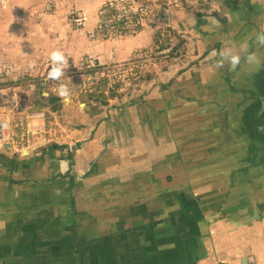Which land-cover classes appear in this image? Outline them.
I'll return each mask as SVG.
<instances>
[{
	"label": "crops",
	"instance_id": "crops-1",
	"mask_svg": "<svg viewBox=\"0 0 264 264\" xmlns=\"http://www.w3.org/2000/svg\"><path fill=\"white\" fill-rule=\"evenodd\" d=\"M26 1L32 5L22 11V22L33 21L20 27L24 34L19 38L12 35L10 23L9 61L24 62L31 54L32 61L41 63L49 57L51 52L40 48L46 39L40 34L62 10L84 17L85 28L79 34L84 36L86 53L100 56L109 65L129 62L133 52L153 44V37L145 32L148 20L140 34L124 42L90 38L86 31L97 25L104 0ZM158 1L153 0L156 16L163 8L170 11L169 18H164L166 28L188 37L200 53L213 50L214 45L202 49V42L172 28V21L184 12L204 10L170 0H164L161 7ZM209 5L206 14L198 16L221 27L220 43L228 39L230 45L228 37L232 36L236 46L264 32V0H212ZM58 29L49 28L55 44H61ZM75 31L68 32L70 43L78 36ZM68 60L70 63L71 56ZM3 76L6 74L0 75L4 78L0 80V264H241L248 258L264 264V184L198 186L200 175L192 180L197 185H186L180 178L183 174L174 176L163 163L166 157L158 150L166 146V131L153 132L154 126L163 125L152 121L147 111L142 118L147 135L141 138L136 137L141 120L134 117V108L108 114L102 106L84 104L82 108L83 104L72 100L57 109L61 124L54 114L47 121L40 102L30 106L27 95L22 100L23 94L18 99L19 90L11 89V94ZM26 76L44 78L39 69H31ZM165 80L164 73L160 81ZM102 120L106 122L88 144ZM49 125L54 134H48ZM78 143L83 150H78ZM144 147L155 148L148 152ZM90 168L94 176L86 178ZM213 179L204 178L216 181Z\"/></svg>",
	"mask_w": 264,
	"mask_h": 264
},
{
	"label": "flooded vegetation",
	"instance_id": "flooded-vegetation-1",
	"mask_svg": "<svg viewBox=\"0 0 264 264\" xmlns=\"http://www.w3.org/2000/svg\"><path fill=\"white\" fill-rule=\"evenodd\" d=\"M211 1L204 0L197 7L204 10L201 14H206ZM160 12L153 17V25L164 24V18L169 16L165 8ZM169 33L165 38L169 41V48L164 52H169L170 60L167 63L166 56V69L162 74H156L155 78L151 76L154 83L148 85L150 89L139 91L137 98L129 97L125 104L120 103L119 90L116 98L109 100L106 106L87 98L96 91L83 94L85 103L81 97L78 101L93 108L102 106L108 109V114L111 110L134 108V117L141 120L136 129L137 138L147 135L145 121H142L144 111H147L152 121L163 125L154 126L153 132L166 131L163 135L167 138L166 146L158 150L166 157L163 163L166 162L168 171L174 176L183 174L180 178L186 185L196 184L192 180L200 175L198 186L250 187L264 184V47L257 45L252 37L249 49L257 54L258 63L250 65L242 60L235 70L227 65L216 69L210 53L213 50L219 52L229 45L228 39L216 44L211 52L200 53L190 44L188 37ZM228 38L229 46H235L234 37ZM164 73L166 80L161 82ZM42 97L44 100V94ZM63 108L64 103L53 109ZM109 120L110 117L106 118V121ZM106 121L97 123L88 144ZM78 129L82 130V127ZM77 147L83 150L82 143H78ZM154 148L143 149L150 152ZM88 149L86 146L85 151L88 152ZM95 165L94 168H97L98 165ZM92 168L88 169L86 178L94 176ZM204 178L216 181H205Z\"/></svg>",
	"mask_w": 264,
	"mask_h": 264
},
{
	"label": "rangeland",
	"instance_id": "rangeland-1",
	"mask_svg": "<svg viewBox=\"0 0 264 264\" xmlns=\"http://www.w3.org/2000/svg\"><path fill=\"white\" fill-rule=\"evenodd\" d=\"M163 1L164 0H159L157 6L164 4L165 1ZM170 1H172L173 4L178 2L183 4L185 7L190 8H196L201 3H204L202 2L203 0ZM139 2L143 6V11H146V9L149 10L147 17L148 24L145 28L147 36L150 35V39H152V37L160 33L162 41H165V38H167L171 34L169 33L170 29L166 28L164 24L157 23L153 25L152 23L153 17L157 13V9L155 8L156 3L153 2V0H139ZM44 3L46 4L45 1ZM28 4L29 2H27L26 0H0V75L6 74V76L3 77H7L6 82L8 89H10L11 91V94H13V91L11 89L19 90L20 93L18 95V99L20 98V94H23L22 100L25 101V95H27L29 103H32L30 106H33L34 104L40 102L39 105L41 104L43 108H45L44 114H48V116L46 117L47 121H50L48 120L50 118L49 116L53 118L52 114L55 115L60 124L62 121L61 119H59L61 114L57 115L53 110L54 107L56 108L59 104L61 105L64 102V100L58 95L57 92L59 84L67 85L71 92V101L76 100V102L80 100V97L83 94L93 91H101L100 87L103 83H108L109 89H112V87H115V85H120L121 87L118 91L119 96L121 97L120 103L125 104V101H127L129 97L137 98L139 91L150 89L149 86L154 83L153 78H155L156 74H160L166 69V64L170 60L169 52L158 53L155 49H153L154 47L152 46V44L149 48L144 46L142 50L138 49L135 53L133 52L131 60L133 62L129 61L131 62L130 65H127L128 62L114 65H109L110 63L108 64V62L104 63V60L101 59L100 56L97 57L92 52H90L92 54L86 53L87 48H85L86 46L83 40L84 36L82 35V37L79 34L81 30L85 28V24L83 23L84 17H80L79 13L78 15H75V17L70 13L64 14L62 10V13L57 15L53 20H48L50 21V24H48V27H46V29H44L40 34V36L44 35V37L46 38L43 42L44 45L41 47L40 45H38L40 48H43L42 50H44L45 53L47 51L52 52L54 50H60L64 52L68 59L71 56V62L65 69V75L61 78V80L59 82L50 80L48 78V72L50 70L49 57L43 59L44 61L41 63L32 61L33 55L31 54L27 56L28 60H25L24 62L8 60V53L10 52L8 51V28H10V23H12L11 27L13 29V36L17 35V37L19 38L21 34H24L23 32H21L20 27H26L30 20L33 21V19H30L27 22H25V20L22 22V18L25 16L22 11H25ZM31 5L32 4H29V6ZM49 10L50 12L53 11L50 8ZM49 15H53V12ZM41 17L42 16L39 14L38 21H40ZM197 17L200 18L199 16ZM8 18L13 19V21H9V24ZM68 22L70 24L69 27ZM50 26L59 27L58 31L60 33L59 38L61 40V44H55L56 40L53 38H49V35L55 36L51 34V31H49ZM72 28L78 31H75L77 32L78 36L76 37V40L74 36V42L70 43L72 37L68 38V32H70ZM51 30L53 31L54 29L51 28ZM87 30L89 31V29ZM88 31L86 32L90 34V38L95 39L91 34L92 31ZM131 38L133 37H130V39ZM174 43L175 40L172 42V45H174ZM10 46L12 49L14 48L13 45ZM28 48L32 49V46ZM31 53L33 52L31 51ZM174 55L175 53L172 56ZM166 56H168V60ZM95 62H99L103 68L99 69L95 65ZM31 69H39V72L44 75V78H31L33 81L41 80V83L25 80L27 78H30L26 75L27 73L31 72ZM151 76L154 77L152 78ZM2 79L4 78L0 77V80ZM2 87L3 85L2 83H0V89H2ZM23 92L28 94H24ZM42 94H44V98H46L44 99L45 103H43ZM10 97L12 98V95H8V99ZM157 110H160V108H158ZM160 112L161 111H158V113ZM15 115L16 112H14V116ZM48 134H54L52 126L49 127Z\"/></svg>",
	"mask_w": 264,
	"mask_h": 264
},
{
	"label": "built area",
	"instance_id": "built-area-1",
	"mask_svg": "<svg viewBox=\"0 0 264 264\" xmlns=\"http://www.w3.org/2000/svg\"><path fill=\"white\" fill-rule=\"evenodd\" d=\"M197 1V0H192ZM139 0H104L99 20L91 34L99 42H124L146 26L148 11Z\"/></svg>",
	"mask_w": 264,
	"mask_h": 264
},
{
	"label": "clouds",
	"instance_id": "clouds-1",
	"mask_svg": "<svg viewBox=\"0 0 264 264\" xmlns=\"http://www.w3.org/2000/svg\"><path fill=\"white\" fill-rule=\"evenodd\" d=\"M255 43L260 47H264V32L254 34ZM249 37L248 40H251ZM248 40H244L236 46H225L219 52L213 50L210 57L214 60V67L216 69L222 68L227 65L231 70H235L242 62L247 64L258 63L259 58L255 52L250 51ZM50 70L48 78L53 81L59 82L65 75V69L69 64V60L60 50H54L50 53ZM58 95L64 100L65 103L71 102V92L67 85L59 84L57 89ZM83 108L84 105H81ZM62 165L66 162H61Z\"/></svg>",
	"mask_w": 264,
	"mask_h": 264
},
{
	"label": "water",
	"instance_id": "water-1",
	"mask_svg": "<svg viewBox=\"0 0 264 264\" xmlns=\"http://www.w3.org/2000/svg\"><path fill=\"white\" fill-rule=\"evenodd\" d=\"M200 14L201 12H184V15H180L178 19L172 21V28L178 33L188 34L191 38L199 41L198 43L202 42L203 45L200 46L202 49L207 45L205 47L210 50L213 45L220 43L222 29L213 20L199 19L197 16ZM165 20H167V17H165ZM241 264L255 263L254 259L248 258L244 259Z\"/></svg>",
	"mask_w": 264,
	"mask_h": 264
},
{
	"label": "trees",
	"instance_id": "trees-1",
	"mask_svg": "<svg viewBox=\"0 0 264 264\" xmlns=\"http://www.w3.org/2000/svg\"><path fill=\"white\" fill-rule=\"evenodd\" d=\"M169 41L165 40V41H162L161 37H160V33H158L156 36L153 37V49H155L158 53H162L166 50H168L169 48ZM133 62V61H131ZM131 62H128L127 65H130ZM95 65L101 69L103 68L99 62H95ZM27 81H30L32 82L33 80L31 78H27L25 79ZM33 82H36V83H41V80L40 81H33ZM108 83H103L102 86L100 87L101 91H96L95 93L93 92L92 94L88 95V99L90 101H94L96 102L97 104H101L103 106H106L108 105V102L109 100H113L116 98L117 96V91L119 90V88L121 87L120 85H115V87H112V89H109L108 88ZM81 101L83 103H85V96L84 95H81ZM54 112H57L55 110L57 109H53Z\"/></svg>",
	"mask_w": 264,
	"mask_h": 264
}]
</instances>
